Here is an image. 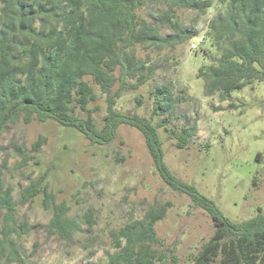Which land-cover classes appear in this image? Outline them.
Segmentation results:
<instances>
[{"label":"rangeland","instance_id":"rangeland-1","mask_svg":"<svg viewBox=\"0 0 264 264\" xmlns=\"http://www.w3.org/2000/svg\"><path fill=\"white\" fill-rule=\"evenodd\" d=\"M208 1L212 7L204 11L175 10L178 30L163 17L168 6L153 5L143 12L157 25L162 38L177 33L193 36L185 44L164 45L151 57V49H138L137 59H151L153 79L124 93L116 109L151 118L156 86L170 87L178 99L177 108L153 121L163 142L165 163L177 178L214 201L226 218L244 222L255 217L259 209L264 213V82L234 91L225 102L219 95L205 94L200 70L219 56L207 38L208 26L224 9L221 0ZM136 73L149 74L145 69ZM137 74L133 83L139 79ZM18 81L20 87L26 83L25 77ZM93 86L97 98L89 105L91 112H81L79 107L73 112L85 118L91 115L100 127L107 101L99 86ZM119 87L118 82L116 89ZM230 105L234 107L228 109ZM26 116L21 114L0 137V175L5 186L13 190L15 224L29 227L20 238L16 234L11 237L25 253L24 264L106 262L115 253L113 233L144 221L151 210L167 203L171 207L156 222L155 230L163 241L162 250L168 251V264H188L192 254L213 235L214 222L208 213L195 208L188 196L173 191L161 178L138 130L122 125L114 142L94 146L76 130L55 121L41 123L35 116L26 123ZM194 126L189 142L180 148L178 136ZM39 139L42 144L35 151ZM24 156L31 157L27 164H22ZM43 175L54 201L49 199L46 207V196L41 194L33 202L21 204V191ZM55 203H66L68 216L78 226L70 239L49 231ZM3 226L0 217V233ZM7 255V251L0 255V264H18Z\"/></svg>","mask_w":264,"mask_h":264},{"label":"trees","instance_id":"trees-1","mask_svg":"<svg viewBox=\"0 0 264 264\" xmlns=\"http://www.w3.org/2000/svg\"><path fill=\"white\" fill-rule=\"evenodd\" d=\"M221 4L224 9L209 23L207 31L219 56L201 68L200 75L205 94L219 95L225 102L234 91L264 82V0H221ZM153 5L169 7L163 17L174 30L180 28L175 10L204 11L212 7L208 0H0V137L23 113L27 114L26 123L32 116L41 123L55 121L80 132L94 146L114 142L122 125L134 128L144 136L164 182L173 191L188 196L193 206L206 211L214 222L213 235L192 254L188 264H264L262 210L248 221L233 222L195 186L177 178L165 163L163 142L153 121L175 112L178 99H174L170 87L156 86L151 118L116 109L124 93L138 90L153 79L154 69L149 67L152 61L137 59L138 49H151V57L164 45L185 44L193 36L177 33L162 38L157 25L143 13ZM140 69L149 74H137ZM118 70L119 75H115ZM136 74L139 79L133 83ZM19 77L26 79L21 87ZM118 82L120 87L116 89ZM93 85L99 86L107 101V113L100 127L91 115L85 118L73 112L75 107L91 112L89 105L97 98ZM194 128L183 129L178 136L180 148L189 142ZM41 144L39 139L34 150ZM30 160L24 156L22 164ZM45 180L43 175L22 190L21 204L44 194L48 207L54 195L48 193ZM170 207L167 203L153 209L144 221L113 233L115 253L101 264H168V251L162 250L163 241L157 236L155 224ZM69 210L66 203L53 206L49 231L63 239H70L78 229L68 216ZM16 211L13 190L5 186L0 175V217L4 220L0 255L7 251L10 259L24 264L25 253L20 252L11 237L16 234L20 238L29 227L26 223L16 226Z\"/></svg>","mask_w":264,"mask_h":264}]
</instances>
